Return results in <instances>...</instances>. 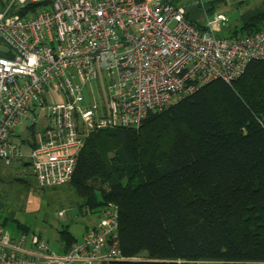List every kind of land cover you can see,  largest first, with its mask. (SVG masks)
Wrapping results in <instances>:
<instances>
[{
  "label": "built area",
  "instance_id": "built-area-1",
  "mask_svg": "<svg viewBox=\"0 0 264 264\" xmlns=\"http://www.w3.org/2000/svg\"><path fill=\"white\" fill-rule=\"evenodd\" d=\"M192 7L194 22L168 0H7L0 10V160L30 162L38 187L62 185L91 133L138 128L203 85L231 84L250 62L264 61V27L220 37L217 26L228 16L202 0ZM100 216L58 254L40 236L5 237L0 228V264L122 260L116 203Z\"/></svg>",
  "mask_w": 264,
  "mask_h": 264
},
{
  "label": "trees",
  "instance_id": "trees-1",
  "mask_svg": "<svg viewBox=\"0 0 264 264\" xmlns=\"http://www.w3.org/2000/svg\"><path fill=\"white\" fill-rule=\"evenodd\" d=\"M193 15L187 7L191 22ZM240 19L234 35L261 30L264 0ZM77 160L68 183L81 206L118 208L123 259L109 264H264L263 60L231 84L211 81L151 113L138 128L91 133ZM59 239L61 252L77 240L67 228Z\"/></svg>",
  "mask_w": 264,
  "mask_h": 264
},
{
  "label": "rangeland",
  "instance_id": "rangeland-1",
  "mask_svg": "<svg viewBox=\"0 0 264 264\" xmlns=\"http://www.w3.org/2000/svg\"><path fill=\"white\" fill-rule=\"evenodd\" d=\"M7 0H0V10L3 9ZM186 8L194 2L200 0H168ZM207 6L217 5V8H223L221 4H226L225 8L230 11L233 17H236L238 10L232 8L233 4L242 0H202ZM253 6L259 4L261 0H252ZM243 4L246 3L241 2ZM239 26V21L233 19ZM224 31L216 32L220 37L234 35V28H229L228 23H223ZM57 96V95H56ZM63 100L61 97L54 98ZM96 102L99 106L105 105V100L96 95ZM25 126L20 131L25 130ZM25 134V131L24 133ZM24 136L20 135V139ZM26 144V143H25ZM25 162V161H24ZM114 202V201H112ZM83 199L78 195L75 188L68 182L49 188H41L36 184L31 167L27 168L24 163H15L11 165L0 164V228L5 237H20L25 232L17 226L21 224L27 227L26 236L28 239L33 234L40 236L46 242L48 248L53 253H60L62 245L59 239V233L63 228L77 239L80 238L91 221L99 214V209L88 210L82 207ZM115 203V202H114ZM63 211L64 216L58 213ZM173 214V213H172ZM167 214V220L170 222L173 215ZM169 216V217H168ZM101 216L99 217L100 220ZM98 220V221H99ZM97 221V222H98ZM94 226V225H92Z\"/></svg>",
  "mask_w": 264,
  "mask_h": 264
},
{
  "label": "crops",
  "instance_id": "crops-1",
  "mask_svg": "<svg viewBox=\"0 0 264 264\" xmlns=\"http://www.w3.org/2000/svg\"><path fill=\"white\" fill-rule=\"evenodd\" d=\"M263 0H261V2H262ZM241 2H244L243 0L241 1ZM240 1L239 2H237L236 4H233L232 5V8L234 9V10H238V14L236 15V17H233L232 16V14L230 13V11H228L225 7L226 6H228V5H224V4H221V6L223 7V8H221V10H220V8H218V9H216L217 8V5H211L210 7H211V13H213V12H219V13H224V14H226L227 16H228V18H229V21H227V22H225V23H228V27L231 29V28H234V32L235 31H240L239 30V28H240V23H241V14L243 13V12H245L246 10H248V9H253V8H255V7H257V6H259L260 4H261V2L259 3V4H257V5H255V6H253V4H252V0H246V3L245 4H243V3H241ZM192 5L193 4H191V6L190 7H192ZM192 10H193V7H192ZM233 19H236V20H238L239 21V26L234 22H232V21H234ZM224 23V22H223ZM223 23H221V25L220 26H217V28H219V29H217V32H221V31H224V26H223ZM24 133V132H23ZM3 162V161H2ZM15 163H20V164H22V163H24V166L25 167H27V168H29V167H31L30 165H29V162L28 163H25V162H27V161H25V162H22V161H14ZM4 163V162H3ZM13 163V162H12ZM11 163V164H12ZM11 164H9V165H11ZM31 170H32V168H31ZM33 171V170H32ZM33 177H34V175H33ZM34 180H35V178H34ZM100 214H101V209H100V211H99V214L97 213V216L91 221V225H89L88 227H90V226H92V225H95L96 223H97V221L99 220V217H100Z\"/></svg>",
  "mask_w": 264,
  "mask_h": 264
},
{
  "label": "water",
  "instance_id": "water-1",
  "mask_svg": "<svg viewBox=\"0 0 264 264\" xmlns=\"http://www.w3.org/2000/svg\"><path fill=\"white\" fill-rule=\"evenodd\" d=\"M29 165H30V162H29Z\"/></svg>",
  "mask_w": 264,
  "mask_h": 264
}]
</instances>
